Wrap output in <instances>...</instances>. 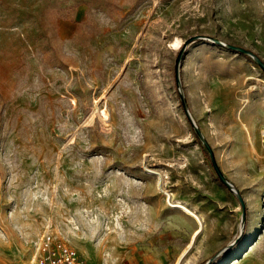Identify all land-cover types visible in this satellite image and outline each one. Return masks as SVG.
Segmentation results:
<instances>
[{
    "label": "rangeland",
    "instance_id": "1",
    "mask_svg": "<svg viewBox=\"0 0 264 264\" xmlns=\"http://www.w3.org/2000/svg\"><path fill=\"white\" fill-rule=\"evenodd\" d=\"M194 36L264 64V0H0V264L48 227L87 264L264 257V70L199 40L179 89Z\"/></svg>",
    "mask_w": 264,
    "mask_h": 264
},
{
    "label": "water",
    "instance_id": "2",
    "mask_svg": "<svg viewBox=\"0 0 264 264\" xmlns=\"http://www.w3.org/2000/svg\"><path fill=\"white\" fill-rule=\"evenodd\" d=\"M199 40H207V41L213 42V43H215L217 45H220V46H222V47H224V48H226V49H228L230 51L246 55V56L252 58L264 70L263 62L258 57H256L251 51H249L247 49H244V48H241V47H237V46H234V45L225 44L222 41H220L218 39H215V38H206L204 36H194V37H191V38L187 39L183 43V45H182V47H181V49L179 51L177 60H176L175 77H176V82H177V85H178L179 89L181 88V80H180L181 62H182L183 57L185 55V51H186L187 47L190 44H192L193 42L199 41ZM181 100H182V103H183V106H184V109H185V113H186L189 121L191 122L193 128L195 129V132L197 133L200 141L202 142V144L204 145V147L206 148V150L209 153V156H210V159L212 161L213 167H214V169H215V171H216V173L218 175V178H219L220 182L223 185H225L229 190H231L237 196L239 202L241 203V206L243 208L242 217H241V230H243L244 229V224H245V219H246V214H247L244 200H243L241 194L239 193V191L235 188V186L227 179V177L221 171V169H220V167H219V165H218V163L216 161L213 149L211 148V146L209 145V143L207 142V140L203 136V134H202L201 130L199 129L195 119L193 118L191 112L189 111V109L187 107V103H186L185 97H184V95L182 93H181ZM231 245L226 247L225 249H223L221 253L226 251L229 247H231ZM221 253H219L218 255H215L213 258H211L205 264H210Z\"/></svg>",
    "mask_w": 264,
    "mask_h": 264
},
{
    "label": "built area",
    "instance_id": "3",
    "mask_svg": "<svg viewBox=\"0 0 264 264\" xmlns=\"http://www.w3.org/2000/svg\"><path fill=\"white\" fill-rule=\"evenodd\" d=\"M36 264H87L76 249L59 238L50 227L38 243Z\"/></svg>",
    "mask_w": 264,
    "mask_h": 264
},
{
    "label": "trees",
    "instance_id": "4",
    "mask_svg": "<svg viewBox=\"0 0 264 264\" xmlns=\"http://www.w3.org/2000/svg\"><path fill=\"white\" fill-rule=\"evenodd\" d=\"M195 134H196V136H197V140H198V142L200 143V145L202 146V148H203L205 154L209 155L208 151L206 150V148L204 147V145H203L202 142L200 141V139H199V137H198V135H197L196 132H195ZM222 258H223V256H221V258H220V257L215 258L210 264H216V263L220 262V260H221ZM205 263H206V262H205ZM205 263H202V264H205Z\"/></svg>",
    "mask_w": 264,
    "mask_h": 264
},
{
    "label": "crops",
    "instance_id": "5",
    "mask_svg": "<svg viewBox=\"0 0 264 264\" xmlns=\"http://www.w3.org/2000/svg\"><path fill=\"white\" fill-rule=\"evenodd\" d=\"M234 53L237 54V55H241V56L247 57L246 55H243V54H240V53H236V52H234ZM249 264H264V257L263 258H255Z\"/></svg>",
    "mask_w": 264,
    "mask_h": 264
},
{
    "label": "bare ground",
    "instance_id": "6",
    "mask_svg": "<svg viewBox=\"0 0 264 264\" xmlns=\"http://www.w3.org/2000/svg\"><path fill=\"white\" fill-rule=\"evenodd\" d=\"M181 44H182V41L181 40H177L176 42H175V44H174V46H175V48L176 49H179L180 48V46H181ZM177 202V201H176ZM180 204V203H179ZM180 208V207H179ZM183 208V207H182ZM186 209V212L188 211V213H189V210L187 209V208H185ZM184 209V210H185ZM197 219H198V217H196ZM199 220V219H198ZM199 231V230H198ZM197 231V232H198Z\"/></svg>",
    "mask_w": 264,
    "mask_h": 264
}]
</instances>
